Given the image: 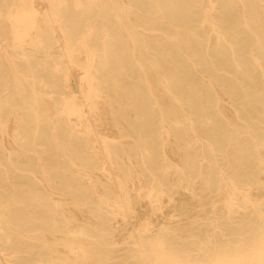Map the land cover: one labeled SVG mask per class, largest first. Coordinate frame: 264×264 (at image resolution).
<instances>
[{"label": "bare ground", "instance_id": "bare-ground-1", "mask_svg": "<svg viewBox=\"0 0 264 264\" xmlns=\"http://www.w3.org/2000/svg\"><path fill=\"white\" fill-rule=\"evenodd\" d=\"M46 1V8L40 12L33 0H16L12 3L16 11L0 8V18L12 22V43L7 45L18 51L15 55L28 68V72L17 68V61L0 38V150L8 156L11 168L25 172L24 188L17 196L16 190L10 192L3 184L13 182L9 166L2 167L0 159V171L4 169L0 174V242L12 244L15 238L12 252L22 244V264H108L111 253L119 251L111 247L118 226L112 219L118 213L137 216L138 212L159 211L153 225L134 227L126 253L117 255L121 256L120 264H264V205L252 199L256 191L264 194V13L259 0H222L224 8L218 11L219 16L215 0H210L201 21L211 32L207 40L191 23L195 8L202 5L199 0H150L154 19L150 28L155 41L153 50L143 47L150 67L142 68H151L155 75L151 115L157 125L150 127L149 138L141 132L128 134L135 139V149L125 145L117 149L100 137L93 124L78 121L72 127L73 118L84 120V105L90 110L96 108L99 96L113 107L108 90L122 85L108 68L107 29L100 53L93 40L96 24H89L71 39L63 24H53L61 19L58 5L67 0ZM235 2L244 10L243 31L233 30L220 19ZM75 3L81 6L84 2ZM49 24L55 30L60 28L64 38L61 48L68 62L77 64L76 55L86 52L81 100L73 93L68 77L64 84L50 85L48 78L35 70L33 52H27L29 46L49 47L43 44ZM120 24L137 57L139 25L121 18ZM194 77L203 81L197 83ZM24 81L29 83L34 99L25 103L30 104L36 121L49 124L59 147L43 153L34 150L36 164L21 157L30 136L25 132L23 111L19 106L13 110L16 97L28 93ZM42 84L53 89L48 92L53 99L45 119L37 108L41 95L38 85ZM7 107H11L8 112ZM11 112L21 117L8 144L1 132L8 129ZM72 128L95 135L99 146H92L91 140L83 148L72 146ZM175 139L182 149L179 157L173 156L175 167L171 169L167 159ZM190 139L202 144L185 143ZM9 195L22 204V216L11 213ZM218 198H224V203L211 210L216 217L217 209H224L227 215L212 226L219 228L221 239L207 238L192 254L190 243L182 240L184 220L198 205ZM235 211L241 212L238 228L234 226ZM198 224L202 227L207 221ZM224 229H235L238 235L228 238Z\"/></svg>", "mask_w": 264, "mask_h": 264}, {"label": "rangeland", "instance_id": "rangeland-1", "mask_svg": "<svg viewBox=\"0 0 264 264\" xmlns=\"http://www.w3.org/2000/svg\"><path fill=\"white\" fill-rule=\"evenodd\" d=\"M15 1L16 0H0V8L4 12H7L9 9L16 11L17 7L12 5V3ZM75 1L76 0H67L66 3L58 5L62 21L60 22V19L53 22V24L56 26L63 24V27L66 30V35H70L71 39L72 35L79 36L81 33H83L89 24H96V31L93 40L96 46L99 48L100 53L103 52L102 48L104 45V40L106 39V32L108 31L109 39H106V44H109L108 68L112 70V76L120 80L122 87H111L108 90V93L111 95L113 107H111L105 97L99 96L96 98V108L90 110L87 105H84V120L82 121L78 120V118H73L72 127L75 126V123L78 121H80L82 125H85L86 123L93 124L100 137L110 141L117 149H121L122 145H125L131 149H135L136 145L133 143L135 139L128 134L141 132L143 135H145V137L149 138L150 127L152 125H157V121L155 123V119L151 115V110L155 104V75L151 68L150 71H145L144 68H142L150 67L148 64L149 61L147 54H145L143 47L146 49V51H151L153 50L155 41L154 33L150 28L154 21L152 18V3L150 0H114V4L110 0H101L100 2H96L95 0H83V5L76 6ZM254 2H256V0H252V3ZM259 2V9L264 13V0H259ZM199 3L202 5L200 8H195L191 23L195 29H201L202 34L207 40V38L211 36V32L209 31L208 26H203L201 24V21L206 11L210 8V0H199ZM33 4L36 5L38 12H40L42 9L46 8L47 1L33 0ZM215 5L218 8L215 13H217V16H219L218 11H223L224 4L222 0H215ZM243 13L244 10L242 4L235 2L233 6L228 8L225 14L221 15L220 19L225 23H229L230 28L233 30L240 29L243 31L245 29L242 19ZM120 18L126 21L128 24L136 22L139 25L136 28L137 39L135 42L136 50L138 52L137 57H134L133 42L123 31V28L120 24ZM11 23V20L7 17L0 18L1 41L4 46L9 48V53H11L17 61V68L23 69L21 70L22 72H28L27 65L24 63V61L15 55L18 51L14 50L12 46L7 45L12 43ZM164 30L166 32H170L168 27H165ZM46 35V41H43V44L45 43V45L49 46L46 50L44 45L27 47V52H33L34 54L35 62L33 66L35 67V70L41 74H44V76L48 78V83L50 85L64 84L66 82V77H68L70 79V83L72 84L73 93H75L78 96V99L81 100L82 89L86 84L85 80L83 79V75L85 73L84 67L88 63L86 52L81 51L78 55H76L77 64L70 63L68 62V59L61 48L62 44L64 43V38L61 35L60 28L55 30L53 29L52 25L49 24L46 28ZM247 45L250 47V42H248ZM30 49H32V51H29ZM120 60H122L121 63L119 62ZM0 61L2 64V59H0ZM140 63H142L143 66H141ZM225 68L232 69L230 66H226ZM194 80L197 83H201L200 81L202 79L194 77ZM24 84L27 87L28 93L27 95L24 94L21 97H16L15 102L17 105H13V110L19 106L20 110L23 111L21 115H23L24 118L26 117L24 120V127H26L25 132L28 134V136H30V138H27L29 142L25 145L23 149L24 154H22L21 157L31 159V164H36L37 156L34 150L43 153L57 150L59 147L52 139V130L49 128V124L43 120L40 122L36 121L35 114L30 111V104L25 103L26 100L33 102L34 99L32 97L31 89L29 88V83L24 81ZM38 89L41 95L38 98L37 108L40 111L41 118L45 119L48 118L46 109L49 105V102H51L53 99L50 96L52 95V92H48L52 91L53 89L51 87L49 88V86H44L43 84L38 85ZM10 110L11 107H7V112ZM224 112H226V110H224ZM5 114L6 116L8 115V113ZM21 115L14 114L13 112L10 113V118L7 122L8 129L1 132L3 142H7L8 144L11 143L12 134L16 131L13 126L18 120L17 118L21 117ZM227 119L233 124L235 123L231 115H228ZM38 125L39 129L37 131ZM87 140H91L90 144L92 146H99V142L97 141L95 135H87V133L83 130L72 128V146L83 148L86 146L85 143ZM128 140L131 142L122 143L123 141ZM177 141L178 139H175L174 141H171L169 145L170 150L168 152L167 160L170 164H172L171 169L175 167L173 163L174 161L172 160L173 156L179 157L180 155L178 154V151L182 149V147L177 145ZM190 141L198 145L202 144V141L199 140L197 143L194 142V139L187 140L185 143ZM13 153H15V150H13ZM133 157L136 159L137 155H133ZM0 159L3 164L2 167H4V165L9 166L10 180L14 183L10 185L4 181L3 184H5L6 187L8 186L10 192L11 189L16 190V195L21 196V191H23L24 188V182L22 181L24 179L25 172L21 169L19 170L11 168V162L8 160V156L3 150H0ZM26 161L27 160H25L24 163H26ZM16 165L21 164L16 163ZM73 168H75V165L72 163V169ZM3 170L4 169L0 171V174L3 173ZM199 190L200 189H198V191ZM262 190H264V187ZM258 193L259 192L256 191V193H254L252 196V199L259 204L264 205V194ZM8 199H10L8 201L11 202V213L22 216V204L20 202L12 201L14 198L11 196ZM223 203L224 198H218L212 203L198 205L192 210V215L184 220L185 223L182 226V240L190 243L192 254L197 253L198 246H200L202 241L207 240V238L217 237L218 239H221V234L217 232L219 228H213L212 224H220V222H222L223 216L227 215V212L224 209H217L218 215L216 217V213L211 209H213L215 206H220ZM240 211H235L233 214L234 226L237 228L241 224L239 220L241 213ZM157 213H159V211L155 213L138 212L136 213L137 216L135 214L118 213L116 217L112 219V221H114L118 226L115 232L116 242L112 243L111 247L115 251H119L117 254H115V252L111 253L112 258L108 260V264H120L122 259L121 256L117 255L126 253L127 248L130 246L128 242L132 239L131 236L135 232L134 227L137 229L142 228L143 224L145 223H149L150 226L153 225L152 222L156 220L155 218ZM199 221H207V224L201 227L198 224ZM223 227L225 228L226 226L224 225ZM235 229L234 231H226V229L223 231L226 237L232 238L238 235L237 232H235ZM199 236L202 237L200 238ZM13 240V243L11 242L12 244L0 242V260L2 264H22V244L19 245L20 248L17 252H12L13 248L15 247L14 243L16 242L15 238H13ZM191 242L196 243L191 244ZM96 264L104 263L103 261H99Z\"/></svg>", "mask_w": 264, "mask_h": 264}]
</instances>
